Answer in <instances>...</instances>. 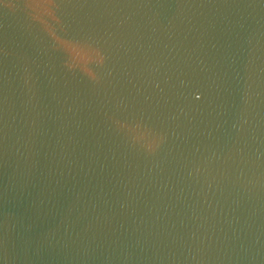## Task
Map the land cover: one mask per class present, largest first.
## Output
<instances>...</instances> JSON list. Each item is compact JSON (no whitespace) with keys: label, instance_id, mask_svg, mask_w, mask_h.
Listing matches in <instances>:
<instances>
[{"label":"water","instance_id":"water-1","mask_svg":"<svg viewBox=\"0 0 264 264\" xmlns=\"http://www.w3.org/2000/svg\"><path fill=\"white\" fill-rule=\"evenodd\" d=\"M0 264H264V0H0Z\"/></svg>","mask_w":264,"mask_h":264}]
</instances>
